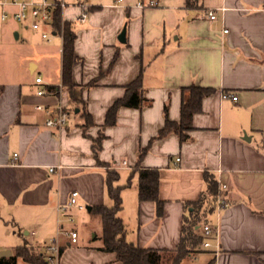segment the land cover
<instances>
[{
    "label": "crops",
    "instance_id": "1",
    "mask_svg": "<svg viewBox=\"0 0 264 264\" xmlns=\"http://www.w3.org/2000/svg\"><path fill=\"white\" fill-rule=\"evenodd\" d=\"M66 1L92 5L85 22L79 20V7L66 8L63 20L77 34L73 81L98 79L84 94L94 125L86 135L82 112L69 108L62 37H41L47 46L38 49L26 24L0 20V244L1 236L12 232L9 224L19 230L23 243L18 246L53 242L60 229L57 206L78 191L85 208L74 209L76 224L63 229L76 230L79 240L59 235L64 248L59 264H124L115 253L99 250L102 225L91 211L112 205L106 185L110 168L120 172L119 185L132 177L122 191L120 212L128 239L140 247L171 250L181 238L185 203L200 198L209 173L216 176L226 206L209 216L213 231L205 242L211 246L182 264L204 252L205 264H264V0H199L195 7L187 0H156L145 9L135 5L151 0H124L120 7L113 0ZM212 8H217L214 20L208 16ZM52 67L55 76L47 75ZM142 68L150 104L123 107L117 124L103 130L108 110ZM39 76L42 84L36 83ZM191 85L215 92L194 116L189 139L170 134L155 140L166 106L169 119L180 120L182 89ZM49 86L57 93L37 94ZM38 105L53 109L54 116L58 105L65 107L66 124L47 126L49 115ZM101 130L107 137L99 160L107 165L98 164L92 152V138ZM144 147L148 150L139 161ZM52 166L60 168L50 172ZM139 167L160 173L161 217L154 202L139 200Z\"/></svg>",
    "mask_w": 264,
    "mask_h": 264
},
{
    "label": "trees",
    "instance_id": "2",
    "mask_svg": "<svg viewBox=\"0 0 264 264\" xmlns=\"http://www.w3.org/2000/svg\"><path fill=\"white\" fill-rule=\"evenodd\" d=\"M199 0H187L189 7L198 5ZM53 27L55 32L62 34V85L69 94V108L80 110L85 120L83 126L86 135L87 130L94 125L92 114L88 110L84 98L85 91L93 87L98 79L88 84H76L73 81V67L75 61V43L77 34L73 30L72 23L62 18V11L57 8L54 12ZM49 91H56V87H47ZM215 92L214 88L191 85L182 89L181 116L179 121H172L168 117V107L165 108V124L155 136V140L163 139L170 134H177L182 142L189 139L188 132L193 129V119L203 108V100ZM150 101L145 96L144 68L139 76L125 86V94L117 99L107 112L102 129L115 126L118 122L119 112L123 107L143 109ZM101 130L99 135L92 138V152L98 164H104L99 160V154L103 142L107 137ZM148 147L139 151V161L142 160ZM139 179L138 196L140 201H152L156 204V212L159 217L164 213L165 202L159 197L160 173L156 169L137 170ZM120 172L108 169L106 172L107 194L112 205L92 207L91 211L100 218L102 225V245L99 250L113 252L116 259L124 264H182L192 254L202 252L205 243L204 227H212L209 216L217 208L219 194V182L214 174L205 175L206 188L197 201L185 203V215L183 219L181 238L177 246L171 250H157L140 247L128 239L127 226L120 216L123 209L122 191L132 183V177L125 185H119ZM64 251L61 248L60 257ZM21 258L27 264H50L47 254L38 247L30 245L18 246L11 257L0 259V264H17ZM210 264H215L212 260Z\"/></svg>",
    "mask_w": 264,
    "mask_h": 264
},
{
    "label": "built area",
    "instance_id": "3",
    "mask_svg": "<svg viewBox=\"0 0 264 264\" xmlns=\"http://www.w3.org/2000/svg\"><path fill=\"white\" fill-rule=\"evenodd\" d=\"M124 0H113V6L120 7L123 6ZM157 5L156 0H151L149 4L144 2H138L135 7L140 9H145L148 7H154ZM69 7H79L81 9L79 20L85 22L89 16L92 5L86 2H68L66 0H0V20L2 22L14 21L21 25H27V27L32 30L39 31L41 33V37L43 40L50 41L51 37L54 35L62 34L55 32L53 27L54 20V12L57 8H60L63 12L66 8ZM224 10V8H220ZM217 8H212L208 11V16L211 20L216 18ZM227 32V31H225ZM36 83L42 84L43 79L41 76L36 78ZM57 91H49L47 88H41L38 90V95H46V94H55ZM230 97L237 101L238 97L235 94L230 95ZM38 110L45 111L49 115V118L46 122L49 127H61L64 126L67 122V111L66 108L62 105H58L55 109L57 113L54 116V110L48 108L45 105H38ZM15 156H17L15 154ZM179 160V159H178ZM60 168V166H52L49 168L50 172H55L56 169ZM225 187V186H224ZM224 189V188H223ZM79 192L73 191L70 195L69 200L66 203H61L57 206V211L59 214L58 222L60 225V229L58 231L57 237L53 240L51 245L47 247V261L50 264H59L60 261V234L66 235L70 238L72 243H78L79 234L74 229L64 230V224L74 225L77 222L75 214L73 210L76 208L84 209L85 206L79 204ZM226 206V199L222 192L219 190V194L217 197V207L218 209ZM213 229L210 226L204 227V232L206 235L211 234ZM204 247H210L211 244L209 242H205Z\"/></svg>",
    "mask_w": 264,
    "mask_h": 264
},
{
    "label": "rangeland",
    "instance_id": "4",
    "mask_svg": "<svg viewBox=\"0 0 264 264\" xmlns=\"http://www.w3.org/2000/svg\"><path fill=\"white\" fill-rule=\"evenodd\" d=\"M31 36H32V41L36 44V46L38 47V49H42L43 48H46V44L44 43V41L41 39V36L38 32H35L33 31L32 29L29 30ZM59 35H56V36H52L51 39L52 40H57L59 39ZM60 45V44H59ZM29 68H30V65H29ZM55 70L56 68L52 67L51 71L49 73H47V75H51V76H55ZM43 76L46 77V73L44 72L43 73ZM76 217V216H75ZM77 219V218H76ZM79 222H81V220L79 219ZM11 229H12V232L9 233V234H3L1 236V239L4 240V243L2 246V244H0V251L1 250H4V249H8V250H11L13 252H15L16 250V247L20 244L23 243V240L21 238V235L19 234V230L13 228L12 224H9ZM97 225V224H96ZM94 226V224H93ZM15 231H17V233H14ZM62 236V234H60V237ZM57 237V234L56 236ZM207 237L208 235H205V241L207 240ZM52 243V239L51 240H44V241H41L40 244H39V249L42 251V252H45L46 253V247L48 245H51ZM207 254L204 253H201L200 255H198V257L194 258L190 264H205V258H207ZM17 264H27L26 262H24L21 258L18 259V262Z\"/></svg>",
    "mask_w": 264,
    "mask_h": 264
},
{
    "label": "water",
    "instance_id": "5",
    "mask_svg": "<svg viewBox=\"0 0 264 264\" xmlns=\"http://www.w3.org/2000/svg\"><path fill=\"white\" fill-rule=\"evenodd\" d=\"M119 40L121 42H123V43L126 41V28H124L122 30L121 34L119 35ZM12 255L13 254H12V251L11 250H1L0 251V259L7 258V257H11Z\"/></svg>",
    "mask_w": 264,
    "mask_h": 264
}]
</instances>
